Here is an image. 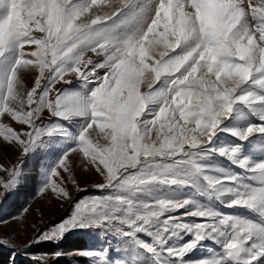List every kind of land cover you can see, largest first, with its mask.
Segmentation results:
<instances>
[{
    "label": "snow or ice",
    "instance_id": "6c2138e0",
    "mask_svg": "<svg viewBox=\"0 0 264 264\" xmlns=\"http://www.w3.org/2000/svg\"><path fill=\"white\" fill-rule=\"evenodd\" d=\"M0 143L58 154L40 194L102 178L8 264L74 230L117 241L90 264H264V0H0Z\"/></svg>",
    "mask_w": 264,
    "mask_h": 264
},
{
    "label": "rangeland",
    "instance_id": "374dc122",
    "mask_svg": "<svg viewBox=\"0 0 264 264\" xmlns=\"http://www.w3.org/2000/svg\"><path fill=\"white\" fill-rule=\"evenodd\" d=\"M32 83L33 79L30 76L26 77V84L29 87ZM57 155L42 152L38 156L30 154L25 157L15 147H9L0 143V166L4 168L12 169L14 166L20 167L26 176L27 169H34L32 165H35V161L39 160V165L37 166L36 164L37 177L34 197L26 202L18 211H13V205L10 202L15 197L17 191L6 200L0 201V238L7 239L10 244L16 245L19 248H24L36 236L50 230L54 225H58L62 220L68 218L74 211L73 205L75 201L81 198L88 199L98 194L96 185L101 182L102 178L94 171L83 170L80 158L76 155H73L71 158L74 178L78 182L79 189H86V191L78 190L69 181L67 187L72 194V200L59 199L50 191L40 194L39 190L43 186L41 165L44 163L50 164L51 161L57 158ZM259 155L258 152L255 153L254 158H259ZM61 175L67 178V174L65 173H61ZM0 177L4 179L8 178L7 174L3 172H0ZM24 183L25 181L22 179L19 188ZM89 191L90 193H87ZM9 211L14 214L8 215ZM224 211L246 214V210L243 209H224ZM109 243L113 248L117 246V241L111 237L100 235L97 230H74L66 234L62 240L42 241L39 244L33 245L28 250L29 255L22 256L31 259L35 257L36 260L43 264H90L87 258L79 255V251L108 248ZM205 243L210 244V242ZM0 249L11 251V249L5 247H0ZM57 252L62 253V255L59 257L53 255ZM203 255H205L204 252L196 251L193 254V258H199Z\"/></svg>",
    "mask_w": 264,
    "mask_h": 264
},
{
    "label": "trees",
    "instance_id": "16d2710c",
    "mask_svg": "<svg viewBox=\"0 0 264 264\" xmlns=\"http://www.w3.org/2000/svg\"><path fill=\"white\" fill-rule=\"evenodd\" d=\"M37 166L39 165V160L35 161ZM32 165V167L34 169L29 170L27 169L26 171V182L21 185L20 188H18L15 197L10 201L11 204L13 205V211H18L22 208V206L28 202L30 199H32L35 195V182H36V169L37 166ZM87 193H90L87 192ZM11 207V208H12ZM14 207H16V209H14ZM14 213H11L9 211L8 215H11ZM59 221V220H58ZM11 255V251L8 250H2L0 249V264H8L9 262V256ZM16 264H43L41 262H39L36 259H31V258H25L22 255L17 256L16 259Z\"/></svg>",
    "mask_w": 264,
    "mask_h": 264
}]
</instances>
